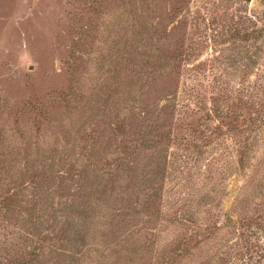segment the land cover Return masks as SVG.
<instances>
[{"label":"rangeland","instance_id":"rangeland-1","mask_svg":"<svg viewBox=\"0 0 264 264\" xmlns=\"http://www.w3.org/2000/svg\"><path fill=\"white\" fill-rule=\"evenodd\" d=\"M35 248L264 264V0H0V264Z\"/></svg>","mask_w":264,"mask_h":264},{"label":"trees","instance_id":"trees-1","mask_svg":"<svg viewBox=\"0 0 264 264\" xmlns=\"http://www.w3.org/2000/svg\"><path fill=\"white\" fill-rule=\"evenodd\" d=\"M234 36H238L239 35V33H238V31H235L234 33ZM245 36H247L248 37V35H245ZM185 53H178L177 55H176V60H178V59H182L181 58V56L182 55H184ZM190 55V54H189ZM189 55H186V56H189ZM158 57H159V63H161V62H163L164 60H166V61H168L169 59L167 58V55H164V53H161V54H158L157 55ZM118 128L120 129V127L118 126ZM154 136V135H153ZM159 136V137H158ZM154 137H156V141L157 140H159L158 138H160L161 140H163V139H167V138H169L170 136H169V134H167V133H165V134H161V133H159V135H156V136H154ZM77 222H78V219H74V221L73 222H71L70 224H69V227L72 229V232H71V234H72V236H74V237H72V238H70V237H68V236H66L65 234L63 235V237H59L60 238V240H63L65 243H69L70 241H73V242H75V241H79V238H81V237H83V236H85V235H77L76 236V234L75 233H78L79 232V230H77L78 229V227H79V225L77 224ZM60 236H62V234H60ZM64 251V250H63ZM61 252V255H65V253L64 252ZM173 254H175V253H173ZM173 256V255H172ZM38 250H37V248H35L33 251H26L25 253H24V255L21 257V259L19 260V262H17V263H15V264H36L37 263V261H38ZM12 264H13V262H12Z\"/></svg>","mask_w":264,"mask_h":264}]
</instances>
